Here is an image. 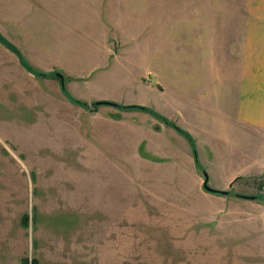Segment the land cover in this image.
<instances>
[{"label":"rangeland","instance_id":"rangeland-1","mask_svg":"<svg viewBox=\"0 0 264 264\" xmlns=\"http://www.w3.org/2000/svg\"><path fill=\"white\" fill-rule=\"evenodd\" d=\"M53 1L0 0V32L32 67L65 77L64 85L34 77L0 43V264H264V208L252 204L264 202V181L260 190L237 186V196L255 198L226 216L230 193L204 186L227 193L218 189L224 174L208 172L209 155L179 124L177 91L194 88L184 64L168 61L181 9L169 14L170 0H77V14L65 16L77 22L76 44ZM247 1L239 11L250 6L253 23L256 6L263 26L264 0ZM208 2L217 12V0ZM178 131L190 135L197 168Z\"/></svg>","mask_w":264,"mask_h":264},{"label":"crops","instance_id":"crops-1","mask_svg":"<svg viewBox=\"0 0 264 264\" xmlns=\"http://www.w3.org/2000/svg\"><path fill=\"white\" fill-rule=\"evenodd\" d=\"M53 2L60 14L57 19L65 24L66 28L62 29L70 32L72 41L77 44V22L65 19V16L77 14V0ZM252 2L256 4L257 0ZM168 3L169 14L177 15L181 9L180 14L184 15L180 29L170 32L168 61L175 65L184 64L190 77L189 84L194 87L186 95L177 91L185 105L183 110H178L182 123L177 122L192 135L195 143L198 142L195 146L200 147L201 153L209 155L210 160L204 164L208 172L216 179L224 174L226 181L218 185V189L229 190L227 193L230 194L229 199L224 197L223 205L228 206L219 211L226 215L225 210L233 207L231 213H236L237 200H252L236 196L241 195L236 193L237 186L246 189L254 185L260 190L264 181V25L259 27L255 21L259 19L256 6L253 7V23L250 21V6L244 8L245 15L241 14L240 0H217V12L209 10L208 0H201V7L195 4L199 3L195 0H170ZM159 9L156 5L154 13L157 14ZM170 22H174L171 17ZM156 31H152V36L143 31L140 37H153L157 47L160 35ZM74 61L76 65L77 58ZM191 114L197 117L196 122L189 121ZM186 131L175 132V139L179 138L185 149L183 155L189 157V162L197 168L198 163L190 157L192 151L189 147L192 145ZM199 137L203 142L197 140ZM175 148L176 159L179 151L178 147ZM203 167L200 169H205ZM253 202L264 208V202Z\"/></svg>","mask_w":264,"mask_h":264},{"label":"water","instance_id":"water-1","mask_svg":"<svg viewBox=\"0 0 264 264\" xmlns=\"http://www.w3.org/2000/svg\"><path fill=\"white\" fill-rule=\"evenodd\" d=\"M0 43L2 45H4L6 48H8L12 53H14V55H16L18 57L21 65H22V67L26 68L25 66L28 65V63L25 60L24 56L22 55V52L20 51V49L16 45H14L13 43H11V41L9 42V40L1 32H0ZM63 76L64 75H62V74H57V78H59L62 81L63 85H64L65 77H63ZM101 105L115 106V104H112L110 102H104V101L103 102H98L97 101V103H95V106L97 108L99 106H101ZM204 186H205V189L208 192H210V193L211 192H213V193L214 192H217V191H213L211 188H209L207 182H205ZM220 193H222V192H220ZM223 193H224V195H227L228 194L226 192H223ZM240 197H242V196H240ZM242 198H244V199H254L255 197L243 196Z\"/></svg>","mask_w":264,"mask_h":264},{"label":"trees","instance_id":"trees-1","mask_svg":"<svg viewBox=\"0 0 264 264\" xmlns=\"http://www.w3.org/2000/svg\"><path fill=\"white\" fill-rule=\"evenodd\" d=\"M26 67V69L28 70V72L31 74V75H33L34 77H36V78H46V79H55L56 77H57V73L56 72H53V73H46V72H42L41 70H37L36 68H34V67H32L30 64H28V65H26L25 66ZM74 100V99H73ZM71 102H73L72 101V98H71ZM74 103H76L75 101H74ZM116 107H118V108H121V109H123V110H126V109H131V108H136V109H140V110H143V111H146L144 108H140V107H119L118 105H115ZM157 117L159 118V119H161L160 117H159V115H157ZM215 194H217V195H224V193H220V192H214ZM240 197V196H239ZM29 222H30V218H29V215H25L24 217H23V219H22V225L23 226H25V227H28L29 226ZM23 262H25L24 264H38L37 262H35V261H33V260H31V262H30V260L29 259H24V261Z\"/></svg>","mask_w":264,"mask_h":264},{"label":"flooded vegetation","instance_id":"flooded-vegetation-1","mask_svg":"<svg viewBox=\"0 0 264 264\" xmlns=\"http://www.w3.org/2000/svg\"><path fill=\"white\" fill-rule=\"evenodd\" d=\"M237 196V195H236ZM243 196H245V195H243ZM239 197V196H238Z\"/></svg>","mask_w":264,"mask_h":264}]
</instances>
